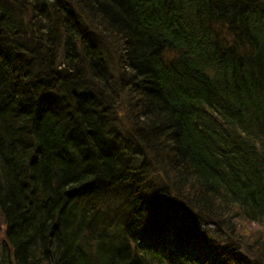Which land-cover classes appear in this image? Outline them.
Wrapping results in <instances>:
<instances>
[{"label":"trees","instance_id":"16d2710c","mask_svg":"<svg viewBox=\"0 0 264 264\" xmlns=\"http://www.w3.org/2000/svg\"><path fill=\"white\" fill-rule=\"evenodd\" d=\"M0 264H264V0H0Z\"/></svg>","mask_w":264,"mask_h":264},{"label":"water","instance_id":"95a60500","mask_svg":"<svg viewBox=\"0 0 264 264\" xmlns=\"http://www.w3.org/2000/svg\"><path fill=\"white\" fill-rule=\"evenodd\" d=\"M241 245H242V252L248 256L249 258L251 259H257L258 258V255H255V254H251L247 248V245L244 241H241Z\"/></svg>","mask_w":264,"mask_h":264}]
</instances>
